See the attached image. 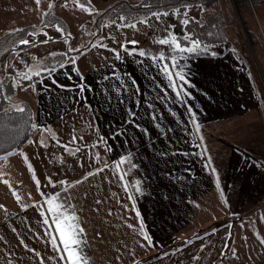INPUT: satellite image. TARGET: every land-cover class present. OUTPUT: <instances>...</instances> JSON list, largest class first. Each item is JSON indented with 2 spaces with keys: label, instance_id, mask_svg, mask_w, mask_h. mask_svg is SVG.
I'll return each mask as SVG.
<instances>
[{
  "label": "crops",
  "instance_id": "1",
  "mask_svg": "<svg viewBox=\"0 0 264 264\" xmlns=\"http://www.w3.org/2000/svg\"><path fill=\"white\" fill-rule=\"evenodd\" d=\"M15 1L0 0V10ZM41 14L7 19L2 32ZM133 45L48 68L52 90L33 109L31 138L0 156V264H67L56 250L57 203L83 229L88 264H264L253 131L264 126L243 120L249 73L232 54H175L187 80L177 95L183 82L174 90L153 59L163 53Z\"/></svg>",
  "mask_w": 264,
  "mask_h": 264
},
{
  "label": "rangeland",
  "instance_id": "2",
  "mask_svg": "<svg viewBox=\"0 0 264 264\" xmlns=\"http://www.w3.org/2000/svg\"><path fill=\"white\" fill-rule=\"evenodd\" d=\"M113 1L116 0H90V3L96 10L100 11ZM48 8L63 20L65 28L57 25L42 27L38 33L28 35L26 40L29 41L28 44H31L30 47L19 51L10 63L0 62V76H12L16 88V97L27 101L37 113L39 112L40 99L48 89L45 88V85L47 83L49 85L50 75L54 73L50 69L39 68L38 65L49 56L65 54L67 58L64 66L69 69L71 66L80 67L83 63L93 59L92 57H96L98 53H104L105 50H108L106 48L107 45L132 44L131 42L135 41L136 43L132 47L135 50H143L147 47L151 48L160 45L165 50L172 51L169 45H161L157 41L165 38L168 32H171L177 38L184 36L185 25L183 21L185 19H198L201 14L200 9L197 7L180 8L178 11L169 12L166 16L161 15L159 19L151 15L143 19L147 21L146 23H134L136 25L135 28L124 25L121 19H117L114 22L106 20L102 26L100 39L98 38L99 41L97 39L92 43L93 36L90 32L91 15L88 8L82 9L74 0H40L39 5H37L36 0H17L0 10V25H3V21L7 19L11 20L7 25L14 24L12 23L15 22L14 20L21 22V17H24L25 22H34V20H38L40 13H43ZM232 8L234 22L230 21L227 25L231 46L228 45L226 47L229 48L228 54L233 55V52L240 54L244 71L247 70L249 73V96L245 106L247 105L249 108L247 109L251 113L243 116V120L247 126L252 127V124L259 118V127H263L264 115L262 113L255 114V112L258 111V105L264 109V44L259 48L251 43L247 32L249 23L243 20L248 19L256 28L262 30L264 26V5L258 7L256 12L245 10L242 14L238 13L234 4ZM30 25L37 24L31 23ZM3 33L0 26V35ZM226 47L200 46V50L196 52L204 51L216 54L218 51L225 50ZM37 72L39 74H36ZM25 73H28L31 78H21ZM51 90L49 88L47 91ZM262 111L260 110V112ZM78 121V119L72 117L65 120V122L70 123H78ZM263 128H259V132H257V129H253L255 133L260 134V145L256 149L254 156L258 159V167L263 171L261 177H259L262 185H264ZM60 141H64V138L61 137ZM247 150L254 153V148L252 147ZM242 164L249 166L247 161ZM234 169L238 168L234 166Z\"/></svg>",
  "mask_w": 264,
  "mask_h": 264
},
{
  "label": "trees",
  "instance_id": "3",
  "mask_svg": "<svg viewBox=\"0 0 264 264\" xmlns=\"http://www.w3.org/2000/svg\"><path fill=\"white\" fill-rule=\"evenodd\" d=\"M81 2L90 11L92 43L101 35L102 26L106 20L114 22L123 17V24L128 25L151 16L153 12L169 13L180 8L197 7L201 12L200 17L188 20L189 23L185 25V35L178 38L181 45L190 47L189 40L185 39L190 37L202 47L218 48L231 46L227 25L234 18L233 4L239 14L245 10L256 12L258 7L264 5V0H116L105 9L98 11L89 0H81ZM243 21L249 23L247 32L251 43L256 47H262L264 44V26L260 30L248 19ZM54 25L64 27L65 23L48 8L43 11L41 21L37 25L15 28L1 34L0 62L10 63L19 51L30 47L31 44L20 43L21 40H26L29 34L38 33L44 26ZM228 51L229 48L226 47L225 50L218 51L216 54L204 51L184 54L190 57L223 56ZM146 52L149 54L163 53L166 56L172 53V51H164L159 46L148 48ZM233 53L236 60L242 65L240 54ZM66 58L65 54L51 55L42 61L38 67L42 69L57 68L64 64ZM15 94L16 88L12 76H0V156L19 150L29 141L33 133V108L27 101L16 97ZM20 108L24 110L19 111Z\"/></svg>",
  "mask_w": 264,
  "mask_h": 264
},
{
  "label": "snow or ice",
  "instance_id": "4",
  "mask_svg": "<svg viewBox=\"0 0 264 264\" xmlns=\"http://www.w3.org/2000/svg\"><path fill=\"white\" fill-rule=\"evenodd\" d=\"M74 2L81 7L82 9L85 8V5L81 2V0H74ZM90 2V0H89ZM37 5H39L40 0H36ZM178 11V10H177ZM47 15V13H45ZM151 15L155 16L157 19L160 18L161 15H168L167 12H153ZM186 15V13H185ZM121 20H123V17H120ZM139 23H146V20L138 21ZM189 21L185 19L183 21L184 25H187ZM128 27L135 28V24H128L126 25ZM61 30V29H58ZM46 35V34H45ZM185 39H188L191 46L185 47L182 46L178 38L173 35L171 32H168L167 36L165 38L159 39L157 42L161 45H169L172 48V53L169 54L168 57H166L164 54L159 55L158 57H153L154 60L158 59L162 62V68L161 71L164 73V75L168 78L170 81L173 89H176V80H179L183 82L181 84L180 90L177 91V95H180L181 91L183 90V84L187 83L186 77L183 74L182 71H180V64L177 59L176 53L184 54V53H192L200 50V45L197 41L191 40L190 37H186ZM21 44H28V40H21ZM132 44H135V41L131 42ZM140 56L146 55L145 52L140 51L138 53ZM166 61V62H165ZM54 69H51L52 71ZM36 74H39L38 72ZM23 79H30V75L28 73H25ZM19 111H23V108L18 109ZM41 143L43 144L44 141L41 140ZM3 159V158H0ZM123 163V161H121ZM119 167V165H117ZM102 170V169H101ZM215 171V169H213ZM63 183V182H62ZM37 185H39V181H37ZM15 195V193H14ZM19 199V197H17ZM46 203H51V201H48ZM3 207V206H0ZM56 211L53 213V210L49 208V213L52 214V224L56 226V231L59 238V245L57 246L56 250L58 252L62 251L64 255L61 256L62 260H66L67 264H88L87 259L82 256L79 245L81 244L80 236L83 232V229L79 228L76 223V218L74 216H71L67 210L65 209L63 203H57L56 204ZM45 223H48L47 216L45 217ZM145 239H150L148 236H145ZM53 242L57 240V236L52 237ZM264 243V240L261 241Z\"/></svg>",
  "mask_w": 264,
  "mask_h": 264
}]
</instances>
